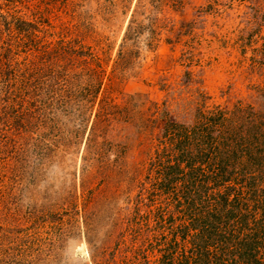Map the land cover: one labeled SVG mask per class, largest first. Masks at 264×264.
Returning a JSON list of instances; mask_svg holds the SVG:
<instances>
[{"label":"rangeland","instance_id":"rangeland-1","mask_svg":"<svg viewBox=\"0 0 264 264\" xmlns=\"http://www.w3.org/2000/svg\"><path fill=\"white\" fill-rule=\"evenodd\" d=\"M15 9L66 53L4 70L30 81L0 85V264H207L200 216L264 198V0Z\"/></svg>","mask_w":264,"mask_h":264},{"label":"trees","instance_id":"trees-1","mask_svg":"<svg viewBox=\"0 0 264 264\" xmlns=\"http://www.w3.org/2000/svg\"><path fill=\"white\" fill-rule=\"evenodd\" d=\"M3 1L0 2V49H2V54L0 55V85L3 93L9 95L7 97L9 101L14 102L13 104L20 101L16 105H21L25 94L20 89L24 85V89L27 88L26 82L30 80L20 81L19 87L16 86L15 82H10L12 77L7 80V73L4 74L6 71L9 72V66L13 67V69L19 66L18 69L23 74H26L25 72L31 70L35 65L37 67L40 63L43 64L46 58L56 59L64 55L66 48H60L56 43L51 44L45 41L40 44L41 40L37 36L39 29L35 23H32L36 20L31 13L26 15L28 19H22L21 17L23 16L15 17L17 12L15 6L21 3V0ZM28 50L37 53V62H33V59H28ZM7 51L9 53H6ZM22 55L23 64L15 60V57H22ZM5 69L6 71H4ZM221 119L226 120L227 118ZM227 120H230V118ZM220 163L219 160L217 164ZM170 167H178L177 161ZM214 174H218V170ZM261 191H264V188H261ZM219 195H221L222 203H226L228 196L223 197L224 194L222 193ZM228 213L229 210L222 213L218 210H207L200 216V220L206 227H192L196 230L193 231V236L208 238L211 237L208 230H216L218 228L214 233L215 240L212 242L210 252L205 248V245L202 248H195L200 260L203 263L208 262L207 264H264V198L255 203V209L250 219H246L243 214H237L230 224L232 214L228 216ZM248 221L251 222L250 227L247 224ZM176 226V229H179L184 227V224H177ZM244 226L247 227L246 230L242 229ZM215 247L216 250H219L217 255L216 251H214ZM169 257L167 264H170L173 259L172 255H169Z\"/></svg>","mask_w":264,"mask_h":264}]
</instances>
